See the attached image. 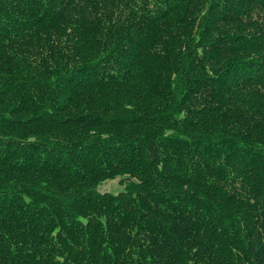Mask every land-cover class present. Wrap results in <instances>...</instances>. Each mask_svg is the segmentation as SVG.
I'll return each instance as SVG.
<instances>
[{
    "label": "trees",
    "instance_id": "trees-1",
    "mask_svg": "<svg viewBox=\"0 0 264 264\" xmlns=\"http://www.w3.org/2000/svg\"><path fill=\"white\" fill-rule=\"evenodd\" d=\"M0 264H264V0H0Z\"/></svg>",
    "mask_w": 264,
    "mask_h": 264
},
{
    "label": "rangeland",
    "instance_id": "rangeland-1",
    "mask_svg": "<svg viewBox=\"0 0 264 264\" xmlns=\"http://www.w3.org/2000/svg\"><path fill=\"white\" fill-rule=\"evenodd\" d=\"M125 177H117L114 180H108L100 184L97 191L100 193H113L117 194L123 190L122 182Z\"/></svg>",
    "mask_w": 264,
    "mask_h": 264
}]
</instances>
